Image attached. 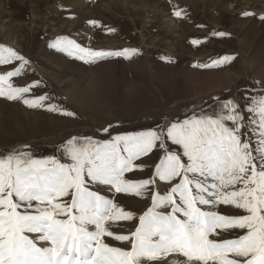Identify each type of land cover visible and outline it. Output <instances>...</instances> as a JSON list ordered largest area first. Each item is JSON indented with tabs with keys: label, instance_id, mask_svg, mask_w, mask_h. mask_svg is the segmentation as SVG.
Here are the masks:
<instances>
[{
	"label": "snow or ice",
	"instance_id": "1",
	"mask_svg": "<svg viewBox=\"0 0 264 264\" xmlns=\"http://www.w3.org/2000/svg\"><path fill=\"white\" fill-rule=\"evenodd\" d=\"M87 23L105 27L97 20ZM51 46L87 63L139 53L94 50L68 36ZM234 59L226 55L200 66ZM0 66V97L45 107L48 94L10 82L30 68L24 55L0 44ZM210 99L207 110L141 131L112 136L109 125L103 131L111 139L69 135L56 149L59 157L37 159L31 145L0 153V264H264V90L246 96L243 106L233 98ZM101 186L146 195L152 206L137 218L92 190ZM220 206L242 212L222 213ZM137 219L127 234L113 231ZM106 237L125 246L110 245Z\"/></svg>",
	"mask_w": 264,
	"mask_h": 264
},
{
	"label": "rangeland",
	"instance_id": "2",
	"mask_svg": "<svg viewBox=\"0 0 264 264\" xmlns=\"http://www.w3.org/2000/svg\"><path fill=\"white\" fill-rule=\"evenodd\" d=\"M174 10L186 15L178 18ZM262 17L264 0H0V44L30 62V68L10 82L32 85L35 95L51 97L42 108L0 97V153L31 145L37 159L59 157L56 149L69 135L111 139L103 131L109 125L112 136L141 131L207 110L210 98L216 96L233 98L243 106L246 96L264 90ZM90 20L105 27H92L87 23ZM215 31L229 35L216 36ZM59 36L94 50L135 48L139 53L87 63L52 47ZM194 39L201 42L193 44ZM226 55L235 59L200 66ZM78 64L85 67V76L71 73ZM49 104L75 115L49 111ZM142 175L147 173L137 178ZM92 190L115 200L137 218L152 206L146 195L116 194L105 186ZM219 211L242 212L224 206ZM137 225L138 219L120 222L113 231L127 234ZM105 240L125 246L110 237Z\"/></svg>",
	"mask_w": 264,
	"mask_h": 264
},
{
	"label": "bare ground",
	"instance_id": "3",
	"mask_svg": "<svg viewBox=\"0 0 264 264\" xmlns=\"http://www.w3.org/2000/svg\"><path fill=\"white\" fill-rule=\"evenodd\" d=\"M74 1V0H73ZM78 1V0H77ZM71 3H72V1H70ZM127 2V1H126ZM130 4V3H129ZM129 6V5H128ZM154 7V6H153ZM172 23V22H171ZM170 23V24H171ZM167 24H169L168 23V21H167ZM173 26V25H172ZM171 26V27H172ZM71 70H72V72L71 73H76L75 75H82V76H85L86 75V73H85V67H81L79 64L78 65H75V66H73L72 68H71ZM64 71V70H63ZM71 73H69V74H71ZM77 75V76H78ZM76 77V76H75ZM77 78V77H76ZM88 78V77H87ZM75 79V78H74ZM77 82V81H76Z\"/></svg>",
	"mask_w": 264,
	"mask_h": 264
}]
</instances>
